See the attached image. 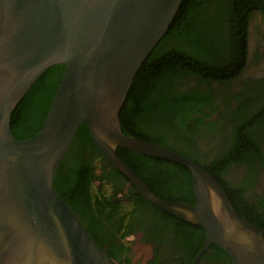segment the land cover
I'll list each match as a JSON object with an SVG mask.
<instances>
[{
  "label": "water",
  "instance_id": "obj_1",
  "mask_svg": "<svg viewBox=\"0 0 264 264\" xmlns=\"http://www.w3.org/2000/svg\"><path fill=\"white\" fill-rule=\"evenodd\" d=\"M181 2L0 0V264H115L53 186L83 124L105 160L144 200L204 230L191 264H199L211 246L231 264H264V230L236 212L208 171L121 129L119 114L134 77ZM58 65L63 73L41 129L17 141L13 111L35 81ZM117 148L186 167L194 204L155 195Z\"/></svg>",
  "mask_w": 264,
  "mask_h": 264
},
{
  "label": "trees",
  "instance_id": "obj_2",
  "mask_svg": "<svg viewBox=\"0 0 264 264\" xmlns=\"http://www.w3.org/2000/svg\"><path fill=\"white\" fill-rule=\"evenodd\" d=\"M257 10L264 11V0H182L166 34L136 73L119 120L125 135L167 147L208 171L236 212L264 230V191L251 194L252 202L245 196L254 186L253 177L264 172V80L236 94L226 92L246 67L249 18ZM62 73L61 65L46 70L13 111L11 133L17 141L41 129ZM116 153L158 197L194 204L191 175L183 165L124 148ZM97 160L106 162L83 124L53 186L98 247L112 261L120 260L116 251L125 248L117 240L133 232L136 213L149 215L158 228L174 231L186 247L182 264H191L201 250L204 230L159 210L134 188L127 194L116 189L109 197L93 194L95 180L125 179L108 162L102 169L109 167L110 176L97 179ZM232 170L244 176L227 177ZM118 193L124 199L116 198ZM207 257L214 264H231L217 246L201 259Z\"/></svg>",
  "mask_w": 264,
  "mask_h": 264
},
{
  "label": "flooded vegetation",
  "instance_id": "obj_3",
  "mask_svg": "<svg viewBox=\"0 0 264 264\" xmlns=\"http://www.w3.org/2000/svg\"><path fill=\"white\" fill-rule=\"evenodd\" d=\"M261 19L264 23V11L257 10L250 15L247 64L242 73L230 83L231 86L226 89L227 94H230L229 92L236 94L247 85L262 79L264 80V42L259 41L257 38L252 39V32L256 25L262 22ZM262 144L264 152V143ZM106 162L101 164L100 161H95L94 174L97 179L110 176L109 167L106 170L102 169ZM234 170L231 172L233 175L228 174L227 177L233 176L229 178L238 179L240 176H244L242 171ZM125 179L117 177L111 179V183L102 182L110 189L108 197L113 196L116 189H121L123 193L127 194L133 188L128 185L127 179ZM96 182L101 181L95 180L93 184ZM253 183V188L245 192L246 198L251 202L254 198L251 194L262 193L264 191V172L262 170L257 172L255 178L253 177ZM98 193H102L101 186H98ZM123 193L116 194V198L122 199ZM123 204L127 205L129 203L127 200H124ZM132 223L133 232L117 240V245H122L125 249L121 253L116 251L120 260L113 261L115 264H182L183 259H186V247L177 238L173 230L158 228L154 225V219L149 215L139 216L138 213L133 217ZM105 248H107V245ZM199 264L214 263L211 258L207 257L203 260L200 259Z\"/></svg>",
  "mask_w": 264,
  "mask_h": 264
},
{
  "label": "rangeland",
  "instance_id": "obj_4",
  "mask_svg": "<svg viewBox=\"0 0 264 264\" xmlns=\"http://www.w3.org/2000/svg\"><path fill=\"white\" fill-rule=\"evenodd\" d=\"M255 38L259 39V41H261V42H264V23H263V20L258 25H256L254 31L252 32V39L254 40ZM98 186H101V188H102L101 195L108 196L110 189L102 182H96L95 184H93L92 193L93 194L98 193Z\"/></svg>",
  "mask_w": 264,
  "mask_h": 264
}]
</instances>
